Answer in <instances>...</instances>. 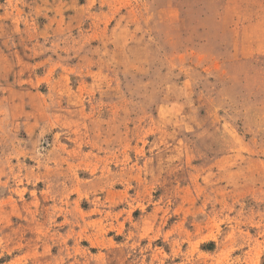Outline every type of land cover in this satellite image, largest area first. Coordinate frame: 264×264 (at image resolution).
I'll list each match as a JSON object with an SVG mask.
<instances>
[{
	"label": "rangeland",
	"instance_id": "obj_1",
	"mask_svg": "<svg viewBox=\"0 0 264 264\" xmlns=\"http://www.w3.org/2000/svg\"><path fill=\"white\" fill-rule=\"evenodd\" d=\"M0 264H264V0H0Z\"/></svg>",
	"mask_w": 264,
	"mask_h": 264
}]
</instances>
